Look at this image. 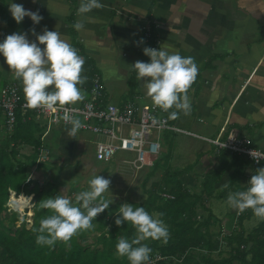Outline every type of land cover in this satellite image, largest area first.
<instances>
[{"label": "crops", "instance_id": "0c3cea01", "mask_svg": "<svg viewBox=\"0 0 264 264\" xmlns=\"http://www.w3.org/2000/svg\"><path fill=\"white\" fill-rule=\"evenodd\" d=\"M12 2L27 10H38L43 19L33 24L25 17L17 24L8 9L10 0H0V31L7 35L27 33L29 41H36L30 29L35 28L37 34H42L45 27L50 31L58 29L83 57L82 75L89 72L91 77L100 78L105 105L151 102L142 87L144 80H137L131 67L137 60L150 62L143 52L147 46L141 29L144 23L150 25L153 37L159 38L161 49L194 58L198 75L187 92L190 114L181 112L178 119H170L168 114L171 125L189 134L168 132L205 144L192 166L202 170L190 171V165L173 169L170 150L161 152L162 157L168 158L170 169L182 173L184 186L183 177L193 173L202 176L201 187L205 175L224 162L226 168L217 184L231 185V175L242 165L243 173L229 191H243L255 170L264 167L253 168L244 158L228 151L222 154L209 142L245 137L255 147L264 149V0H100L105 5L103 9L83 15L77 14L81 0ZM77 21L84 24L80 31L73 27ZM0 67V77L5 80L0 83V94L5 86L16 84L21 101L26 102L22 82L14 78L2 54ZM90 81L91 78L79 86L85 99L73 106L80 107L89 100ZM161 144L163 148L164 143ZM204 162L210 166L205 167ZM221 189L222 186L216 188ZM228 193H217L215 198L227 200Z\"/></svg>", "mask_w": 264, "mask_h": 264}, {"label": "trees", "instance_id": "16d2710c", "mask_svg": "<svg viewBox=\"0 0 264 264\" xmlns=\"http://www.w3.org/2000/svg\"><path fill=\"white\" fill-rule=\"evenodd\" d=\"M91 75L89 72L83 74L88 81ZM23 102L24 100L21 101ZM170 111L169 109L168 114ZM46 129L45 122L36 120L33 110H23L21 104L16 110L14 129L4 132L0 127V264H130L127 257H120L116 252V244L120 238L131 241L136 235L131 223L124 222L120 226L115 224L121 200L114 199L109 208L92 221L94 227L91 230L81 231L69 242L58 241L54 246L37 245L40 221L51 214L49 210L41 209L39 203L43 199L59 195L58 188L67 184L52 177L39 185L29 176L36 165L38 169L46 163L38 160L40 151H53L50 142L45 139ZM27 148L30 152L24 155L21 151ZM61 158L67 159L64 156ZM98 162L100 165L108 163ZM74 164L70 165L71 177L78 170V165ZM224 164L221 163L205 175L201 190L196 194L183 185L180 171L170 169L166 155L154 161L150 167L152 169L146 175L151 178L156 172H161V176L149 188H146V182L142 183L146 198L133 207H144L150 215H156L167 226L170 236L166 243L152 239L143 241V244L152 249L150 261H154H149V264H264V221L261 220L256 228L245 234L241 230V223L249 220L253 214L251 209H247L235 218V230L221 238V221L208 211L206 201L217 194L215 185L225 171ZM106 170V167L102 168V171ZM243 170V166L239 165L233 172L230 177L231 185L237 182ZM31 183L33 187L29 188ZM231 185L221 193L226 195ZM81 191L85 190L79 188L76 180L69 184L68 192L73 202L74 194ZM9 193L22 194L29 205H33L34 216L30 228H26L27 223L24 221L16 226L19 221L18 213L10 212L7 215ZM164 195L170 197L166 198ZM28 197L32 198L31 201ZM10 198L11 202L18 199L13 194ZM20 200L26 206L27 200ZM15 206L23 208L18 201ZM160 213L163 215L158 216ZM92 234L97 235L94 238L99 248L85 244L87 237ZM240 246L245 248L241 249ZM224 253L226 257L223 256Z\"/></svg>", "mask_w": 264, "mask_h": 264}, {"label": "clouds", "instance_id": "9594fccd", "mask_svg": "<svg viewBox=\"0 0 264 264\" xmlns=\"http://www.w3.org/2000/svg\"><path fill=\"white\" fill-rule=\"evenodd\" d=\"M104 7L100 0H81L77 14L83 15ZM8 9L17 24L25 17H29L33 24H39L43 19L38 10H27L22 4L13 3L12 0L8 3ZM73 27L80 31L84 24L77 21ZM30 31L38 43L29 41L27 33L14 32L0 42V54L14 73V78L22 82L27 107L33 110L63 111V120L66 125H70L65 131L72 138L84 125L74 115L77 109L67 106L85 99V93L79 87L87 81V76L82 75L85 61L58 29L50 31L45 27L42 34H37L35 28ZM39 45H43V49ZM143 52L150 58V62L137 60L131 67L137 74V80H144L142 87L146 89V95L152 104L163 111L176 109L170 112V119H178L181 112L189 115L187 92L198 75L194 58L181 56L179 52L170 54L161 47H145ZM250 155L253 157V151ZM110 183L109 179L95 175L88 181V190L74 194L75 202L61 195L41 200L39 207L49 210L51 214L40 221L37 245L54 246L58 241L67 243L81 231L91 230L94 227L92 221L113 203V200L104 198ZM247 185L246 190L229 191L226 203L238 214L251 209L257 218L264 221V167L255 170ZM228 187L225 182L221 190ZM12 194L24 196L9 193V203ZM28 198L31 201L32 198ZM26 209L27 206L24 210ZM31 211L33 212L32 208ZM118 214L115 219L117 226L127 222L136 230L131 241L119 239L116 244L118 256L127 257L130 264H149L152 249L142 241L152 239L166 243L170 236L167 226L158 217L150 215L144 207L134 208L129 203L122 204Z\"/></svg>", "mask_w": 264, "mask_h": 264}, {"label": "built area", "instance_id": "2783aa9c", "mask_svg": "<svg viewBox=\"0 0 264 264\" xmlns=\"http://www.w3.org/2000/svg\"><path fill=\"white\" fill-rule=\"evenodd\" d=\"M143 39L147 43L146 47L159 49L161 47L158 37H153L151 27L148 23L142 26ZM7 34L0 31V40L3 41ZM89 100L84 101L80 107L68 105L67 107L77 109L74 114L83 119L84 127L80 131L90 132L95 135L96 140L91 143L95 149V159L97 161L109 162L117 152H125L129 157L120 159V163L128 167L132 173L136 174L144 169L153 166L162 152V132L184 133L170 124L168 111H163L150 102L142 106L136 105L132 101L125 102L121 107L105 105L103 96V86L100 78L93 75L90 81ZM21 95L16 84L5 86L0 94V127L4 132H11L16 125V110L21 104L23 110L30 109L26 102L21 103ZM33 110V109H31ZM36 120L45 122L48 133L52 125L60 124L66 127L63 120V111H46L35 109ZM97 121L99 124H94ZM218 151H228L244 158L253 168L264 166V149L255 147L248 138L231 139L227 141L211 140ZM46 150V149H45ZM253 151V157L250 153ZM43 152V153H42ZM48 153L44 149L40 155ZM254 158V159H253ZM258 159L259 161L255 160ZM42 161V160H41ZM44 161V160H43ZM166 198L170 196L164 195ZM236 211L235 218L240 216ZM233 231L222 226L221 238ZM244 249V246H240ZM154 260H151L152 262Z\"/></svg>", "mask_w": 264, "mask_h": 264}, {"label": "rangeland", "instance_id": "374dc122", "mask_svg": "<svg viewBox=\"0 0 264 264\" xmlns=\"http://www.w3.org/2000/svg\"><path fill=\"white\" fill-rule=\"evenodd\" d=\"M0 83H5V80L1 77ZM188 100H190V98ZM142 105L143 104H138V106ZM79 120L81 121V118H79ZM93 123L96 125L99 124L97 121H93ZM66 128L68 127L61 125L60 123L52 125L49 132L45 133V139H47V142H50V147L53 150L52 152L55 154L51 152L47 153L46 155L45 153L40 155L41 160L46 161V163L38 169V165H36L37 167H34L31 170L29 175L31 179L36 181L39 185L44 184L47 178L51 179L52 177H57V179L61 182H67L66 185L60 186L58 188V192L59 195L72 200V197L68 192L69 184L72 181L76 180V182L79 184V188L86 191L89 189L88 181L95 175H101L111 181L109 191L104 193L105 199L121 200L122 204L129 203L132 205L140 204L145 200L146 194L144 193L145 189L142 188V183L146 182V188H149L152 182L158 180V178L161 176V172H156V174L151 178H148L146 174L152 168L144 169L143 171L136 174L132 173L130 170H128V167L120 163V159L123 157H129V154L125 152H117L108 163H105V165H100L101 163L96 161L94 157L95 149L94 145L91 143L92 141L96 140L95 135L90 132L78 130L74 137L69 138L67 132L65 131ZM160 137L162 139V143H164L162 152H165V150L168 149L171 152L169 163L173 169H181L184 166L189 165L190 166L188 170L190 171L196 168V165H194V168H192L194 159L197 157L198 152L202 147L205 146V144L201 143L200 141H195L185 135L172 134L168 131L162 132ZM21 152L25 155L30 152V149H23ZM44 152H47V150L44 149ZM82 152H84L83 155L81 154ZM61 156L67 157V159L64 160L65 158H61ZM73 163H75L74 165H78V170L74 176L71 177L70 165ZM204 165L205 167L210 166L206 162H204ZM105 167L107 170L102 171V168ZM196 169L202 170L201 168ZM201 177V175L196 176L193 175V173L183 177L185 186L189 187L191 193L197 194L200 192L201 187L199 185V180ZM32 186L33 183L30 184L29 188H32ZM221 186L222 184L215 185L217 189H219ZM221 191L222 190H219L215 193H219ZM18 198L23 199L24 201L27 200L25 196H19ZM19 199L16 200H18L20 203L21 200ZM28 203L29 202L27 200L26 206L28 209L26 210H24L26 206L24 207L23 203H20V205L23 204L22 209L16 207L11 201L9 203V212L7 215L10 212L18 213L19 221L16 223L17 227L22 221L27 222V229L31 226V219H33L34 216V213L31 211L33 205H29ZM206 206L209 209L208 211L211 212L216 219L221 221V225L223 227H225L227 230L231 228L235 230L234 220L236 217V210L230 208L227 205L226 200L211 197L208 199V201H206ZM30 213L32 214L31 216ZM200 213L202 212L200 211ZM154 218H157V216L155 215ZM260 221L261 220L259 218L252 214L249 220H245L241 223V230L245 234H248L257 227ZM236 230H238L237 227ZM96 234L89 235L85 244L99 248V245L96 244V240L94 238L97 236ZM223 256L226 257V253H224Z\"/></svg>", "mask_w": 264, "mask_h": 264}, {"label": "bare ground", "instance_id": "6f19581e", "mask_svg": "<svg viewBox=\"0 0 264 264\" xmlns=\"http://www.w3.org/2000/svg\"><path fill=\"white\" fill-rule=\"evenodd\" d=\"M19 199V198H18ZM20 200V199H19ZM18 200H16V199H14L13 201H12V203L15 205V203L17 202ZM19 202V201H18ZM20 203H22V202H20ZM23 205V204H22ZM25 207V206H24Z\"/></svg>", "mask_w": 264, "mask_h": 264}]
</instances>
